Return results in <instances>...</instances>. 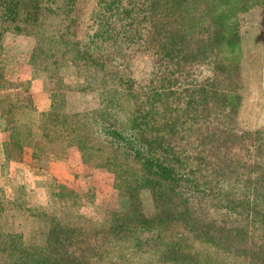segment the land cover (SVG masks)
Masks as SVG:
<instances>
[{"label":"trees","instance_id":"1","mask_svg":"<svg viewBox=\"0 0 264 264\" xmlns=\"http://www.w3.org/2000/svg\"><path fill=\"white\" fill-rule=\"evenodd\" d=\"M82 1L91 4V23L81 38L70 39L75 7ZM229 1L0 0L1 21H18L14 32L35 26V50L62 45L47 48L55 58L51 64L89 69L82 78L87 86L94 78L96 85L87 90L101 89L100 96H106L100 131L143 170L127 187L133 199L122 220L114 213L115 228L90 233L51 217L46 245L35 255L0 245L4 264H72L76 258L85 264L82 252L91 239L106 243L128 236L135 250L160 261L206 264L164 241L161 231L174 226L229 253L245 254V264H264V128L244 129L235 120L241 63L235 55L238 22ZM48 15L59 16L53 33L44 27ZM134 48L155 56L143 82L124 63L131 59L127 49ZM167 61L172 79L165 72ZM141 189L152 195L151 218L138 208ZM131 223L139 225L133 229Z\"/></svg>","mask_w":264,"mask_h":264},{"label":"rangeland","instance_id":"2","mask_svg":"<svg viewBox=\"0 0 264 264\" xmlns=\"http://www.w3.org/2000/svg\"><path fill=\"white\" fill-rule=\"evenodd\" d=\"M82 2L75 7L70 39L81 38L91 23L87 14L91 4ZM228 5L239 29L235 55L241 63L242 89L235 120L244 129L264 128V0H231ZM58 17L43 18L48 33H53ZM17 23L0 19V128L10 130L5 135V148L13 160L0 168V245L16 246V253L35 255L38 247L46 245L51 217L90 233L115 228L111 226L114 215L122 220L133 199L127 187L143 170L100 131L106 123L101 122L99 112L104 95L100 96L101 89L87 90L96 85L94 78L88 80L89 86L82 78L85 73L91 74L89 69L77 64L61 65L56 60L51 64L55 58L48 56L47 48L52 45L61 49L62 45L47 43L44 52L35 50V26L14 32ZM127 55L131 59L124 62H128L126 70L137 82H143L155 56L141 48L127 49ZM170 68L167 61L165 72L172 79ZM33 106L34 112L21 111ZM16 113L21 121L13 120ZM137 199L139 210L151 218L154 203L150 191L141 189ZM135 223L129 227L139 225ZM161 235L164 241L177 243L200 261L246 262L245 254L229 253L223 246L195 237L180 226L167 228ZM87 244L89 248L82 252L85 264H178L135 250L129 236L106 243L94 238ZM2 256L0 264H4ZM187 263L193 264L192 260ZM72 264H79L78 258Z\"/></svg>","mask_w":264,"mask_h":264},{"label":"crops","instance_id":"3","mask_svg":"<svg viewBox=\"0 0 264 264\" xmlns=\"http://www.w3.org/2000/svg\"><path fill=\"white\" fill-rule=\"evenodd\" d=\"M35 111V106H33L31 109H21V111ZM13 120H15V122L21 121V117L18 113L15 114V116L13 117ZM10 130H3L2 128H0V168L2 167V164H8V163H13V160L11 158L8 157L6 148H5V135L9 133ZM4 136V137H3Z\"/></svg>","mask_w":264,"mask_h":264}]
</instances>
